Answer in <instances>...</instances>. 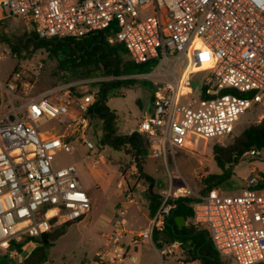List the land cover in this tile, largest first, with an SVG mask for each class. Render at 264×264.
I'll list each match as a JSON object with an SVG mask.
<instances>
[{
	"label": "built area",
	"instance_id": "2783aa9c",
	"mask_svg": "<svg viewBox=\"0 0 264 264\" xmlns=\"http://www.w3.org/2000/svg\"><path fill=\"white\" fill-rule=\"evenodd\" d=\"M0 11L29 22L39 38H80L113 24L117 29L108 41L121 44L133 63L151 64L149 72L135 75L152 84L153 98L134 130L151 159L164 160L194 139L232 136L250 110L264 118V0H0ZM193 41L213 63L199 95L182 96L180 80ZM23 75L15 70L0 79V254L8 259L32 239L89 212L75 164L55 165V157L71 153L74 142L94 148L86 114L98 88L79 97L66 85L29 95ZM51 120L59 129L40 131ZM246 155L264 162L255 149ZM118 187L123 202L114 209L108 248L94 254L98 264H121L126 253L124 214L136 201L124 181ZM156 195L159 204L146 226L130 231L133 246L151 242L173 215L175 198L184 195L193 199L189 224L205 230L222 260L264 264V169L252 166L236 193H175L169 184ZM171 253L170 247L159 249L160 263Z\"/></svg>",
	"mask_w": 264,
	"mask_h": 264
},
{
	"label": "rangeland",
	"instance_id": "374dc122",
	"mask_svg": "<svg viewBox=\"0 0 264 264\" xmlns=\"http://www.w3.org/2000/svg\"><path fill=\"white\" fill-rule=\"evenodd\" d=\"M4 13L7 14V11ZM32 32L30 23L25 20H0V79H5L15 70L23 71V80L28 84L29 95H37L45 89L66 85L74 97L81 96L91 88H98L92 86L94 82L110 80L111 75H102L97 71L87 75L81 71L59 68L56 56L50 55L43 48H35L32 41L24 43L26 39L32 40ZM124 58L128 59V56L125 55ZM187 59L188 65L180 80V94L198 96L213 59L197 41H193L189 46ZM135 75L120 76L133 79V82L106 95V105L116 114L115 135L134 132L142 116L140 108L151 107L150 91L153 86L147 79ZM260 113L259 110H250L240 116L233 135L223 140L194 139L184 148L176 149L174 154L167 155L164 160L141 156L143 172L160 181L163 186L170 184L175 193L179 188H189L192 193L197 194L203 187V178L220 172L212 158V147L230 145L244 128L261 120ZM53 128L57 131L59 124L51 120L43 122L40 131ZM86 133L94 145L92 150L74 142L72 152L58 153L55 162L60 166L75 164L80 184L89 198V212L80 221L70 224L65 232L54 240L44 264H98L94 253L108 248L106 242L107 235L112 231L114 206L123 202L119 183L122 188L123 181L131 187L136 202L148 201V183L139 175L132 153L114 150L106 144L101 145L99 138L102 131L96 118L91 119ZM252 166L264 169V162L249 155L242 156L239 162L233 165L230 180L218 186L219 190L225 193L238 192L249 177ZM124 216L130 226L142 227L145 223V219L138 215L136 205H127ZM33 245L35 244L26 245L20 250L19 256L10 259L0 254V264H21L19 258L28 255ZM146 254L145 258L153 259L151 264L158 263L156 253L154 258L150 251ZM223 262L232 264L228 259H223ZM164 264L185 263L181 262L176 252L169 256Z\"/></svg>",
	"mask_w": 264,
	"mask_h": 264
},
{
	"label": "trees",
	"instance_id": "16d2710c",
	"mask_svg": "<svg viewBox=\"0 0 264 264\" xmlns=\"http://www.w3.org/2000/svg\"><path fill=\"white\" fill-rule=\"evenodd\" d=\"M116 29L112 24L108 28L80 38H39L32 32V40L26 39L24 43L32 41L35 48H43L50 55L56 56L58 67L61 69L81 71L87 75L97 71L102 75L109 74L119 77L115 80L92 83V86H98V94L86 116L89 123L92 118H96L100 122L102 134L99 138V143L101 145L106 144L114 150L132 153L139 175L145 181L150 182L148 200L150 212L153 213L159 204V200L158 196L152 192L153 178L143 172V162L140 161V157L146 155V143L137 132L127 135H115L114 121L116 114L106 105V95L109 92L121 86L130 85L133 82V79L122 78L120 76L147 73L151 69V64H135L129 59H125L124 56L127 55L125 48L119 43H110L108 41L115 34ZM150 92L151 102L153 89ZM252 149L264 154V118H261L256 124L244 128L241 134L230 145H214L212 147V158L220 172L218 174H209L203 178V187L198 194L204 195L213 189H219L218 186L229 181L233 165L237 164L239 159ZM192 202L193 199L184 195H178L175 198L176 208L173 215L167 220L161 231L153 233V241L157 246H160L156 242L158 239L178 241L180 246L184 247L189 240V234L194 233L195 235L192 238L205 243L198 252L185 249L191 256V259H199L200 264H224L211 245L210 240L207 239V236H204V231L197 230V228L190 224L188 226L184 225L180 229L177 228L174 217L182 216L187 220L191 215L190 204ZM70 224L72 223L60 225L53 229V232L51 231L32 239L35 246L22 260L21 264H44L47 261L48 252L54 240L61 236ZM207 257H212L213 261Z\"/></svg>",
	"mask_w": 264,
	"mask_h": 264
},
{
	"label": "crops",
	"instance_id": "0c3cea01",
	"mask_svg": "<svg viewBox=\"0 0 264 264\" xmlns=\"http://www.w3.org/2000/svg\"><path fill=\"white\" fill-rule=\"evenodd\" d=\"M4 18L7 19V18H12V17H10L8 14L4 13V11H0V20L4 19ZM148 110H150V108H145V109L140 108V112H142V113L145 112V111H148ZM55 165H57L56 162H55ZM147 183H148V188H149L150 182H147ZM159 186H161V182L153 179L152 192L156 194L157 193V188ZM147 190L149 191V189H147ZM147 202H140V201L138 202L137 201V202H135V204H130V205H136L137 206L138 215L140 217L142 216L145 219V223H144V225L142 227H137V226H134V225H132V226L128 225L127 221H126L125 228H126V230L128 232L122 238V245L124 246V249H125L126 253H125L124 257H123V260H122L121 264H151L153 259L145 258V257H147L146 253L148 251H150V255H152L153 258L157 256L158 263H155V264H164L165 260H167V258L169 256L174 255V253H176V252L179 254L181 262H183L185 264H200L199 259H191V256L185 250V249H191V250H195L196 252H198L202 248V246L204 245L205 242L201 243V242H199L198 239L192 238L195 235L194 233L189 234V236H188L189 240L185 244L184 247H181L178 241H168V240L164 241L163 239H158L156 241L157 244H159L160 246H157L156 243L153 241V239L151 240V242L144 241V242H140L139 244H137L135 246L130 244V239H131L130 231H136L138 229L144 228L146 226L147 222H148V219L153 214V213L150 212L149 200ZM116 206H117V204L114 206V209H115ZM112 223H113V220H112ZM184 225L185 226L189 225V218L187 220L184 219ZM197 230L205 232V230L203 228H197ZM109 235H107L106 246L108 244V236ZM204 236H207V234L205 233ZM207 239H208V237H207ZM26 245H30V243H28ZM26 245H24L23 248ZM171 245H173V246H171ZM34 246L35 245H33V247ZM164 247H170L171 250H172V253L169 254L168 256H166L165 258H163L162 262L160 263L158 251H159V249L164 248ZM155 253H156V256H155ZM17 256H19V253L16 256H14V257H17ZM26 256H24L22 258H19V261L22 262V260ZM198 257H199V254H198ZM132 258H133V260H132ZM207 258L210 259L212 257H207Z\"/></svg>",
	"mask_w": 264,
	"mask_h": 264
},
{
	"label": "water",
	"instance_id": "95a60500",
	"mask_svg": "<svg viewBox=\"0 0 264 264\" xmlns=\"http://www.w3.org/2000/svg\"><path fill=\"white\" fill-rule=\"evenodd\" d=\"M174 221L178 229H180L184 225V217L182 216L174 217ZM210 259L213 260V258Z\"/></svg>",
	"mask_w": 264,
	"mask_h": 264
}]
</instances>
